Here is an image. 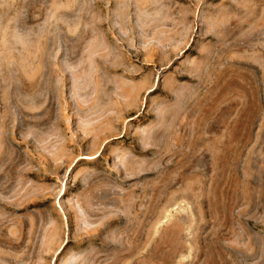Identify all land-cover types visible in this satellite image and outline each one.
Returning a JSON list of instances; mask_svg holds the SVG:
<instances>
[{
	"label": "rangeland",
	"instance_id": "1",
	"mask_svg": "<svg viewBox=\"0 0 264 264\" xmlns=\"http://www.w3.org/2000/svg\"><path fill=\"white\" fill-rule=\"evenodd\" d=\"M0 264H264V0H0Z\"/></svg>",
	"mask_w": 264,
	"mask_h": 264
},
{
	"label": "crops",
	"instance_id": "2",
	"mask_svg": "<svg viewBox=\"0 0 264 264\" xmlns=\"http://www.w3.org/2000/svg\"><path fill=\"white\" fill-rule=\"evenodd\" d=\"M173 44H171V46H172ZM181 83H182V81H180L178 84H176L177 86L176 87H181ZM182 94V93H181Z\"/></svg>",
	"mask_w": 264,
	"mask_h": 264
}]
</instances>
